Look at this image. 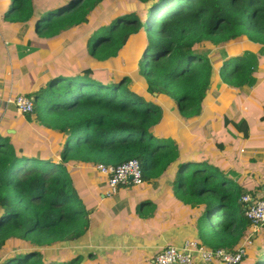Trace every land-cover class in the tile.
Returning a JSON list of instances; mask_svg holds the SVG:
<instances>
[{
  "label": "trees",
  "instance_id": "trees-1",
  "mask_svg": "<svg viewBox=\"0 0 264 264\" xmlns=\"http://www.w3.org/2000/svg\"><path fill=\"white\" fill-rule=\"evenodd\" d=\"M104 2L10 0L4 19L14 26L24 58L73 27L87 24L91 12ZM134 2L142 8L137 10ZM129 3L118 7L122 10L118 15L117 10L109 14L82 42L93 58L91 65L117 59L130 43L141 47L128 61L133 76L126 72L103 80L96 78L99 72L93 67L79 74L53 75L37 92L27 95L34 98L35 108L25 116L26 125L16 133L0 128V264L99 262L93 254L85 258L66 251L47 258L43 252L79 240L90 227L89 211L69 168L117 167L134 159L141 164L145 182L161 178L179 162L174 195L195 210L201 246L235 252L247 236L251 223L241 199L246 193L261 191L246 190L235 172L181 160L178 143L159 135L164 111L158 98L172 101L181 114L191 118L201 115L216 71L222 86L253 88L260 69L253 50L259 45L264 49V0ZM25 37L26 46L21 44ZM242 37L248 39L244 54L217 65L197 52L202 43L224 46L241 42ZM73 50L84 53L77 44ZM66 55L61 58L65 65ZM230 122L225 119V125ZM30 124L39 125L42 132ZM237 127L247 140L248 122L242 120ZM53 132L67 136L58 152L60 162L45 152L46 137ZM247 259V264H264V240L248 252Z\"/></svg>",
  "mask_w": 264,
  "mask_h": 264
},
{
  "label": "crops",
  "instance_id": "crops-1",
  "mask_svg": "<svg viewBox=\"0 0 264 264\" xmlns=\"http://www.w3.org/2000/svg\"><path fill=\"white\" fill-rule=\"evenodd\" d=\"M9 5L10 0H1L0 2V17L2 16L0 18V128L5 125L4 129H8L9 133L10 131L16 133V129L21 125H26L25 116H19L13 106L6 104V100L11 96L24 94L27 96L37 92L41 86L49 82L52 76L46 80V77L33 74L30 78V74L23 69L24 65L21 64L20 67L18 64L21 56L20 50L16 46L18 41L16 37L14 38V33L17 35V32L13 30L14 26L12 28V25L4 19V13L8 10ZM27 40L28 37H25L21 44L26 46ZM47 44L45 43L39 50L45 49ZM17 65H19L18 69H15ZM58 74L61 73L58 72ZM158 99L164 111L160 124L161 135L171 137L178 143L181 160L214 165L225 173L235 172L239 175L236 180L241 185H245L246 190L261 191L255 192L254 195L264 193V172L260 168L264 166V153L262 149H259L262 146L261 143L251 146V150L243 145L237 151L233 148V142L236 139L232 138L231 146L213 147L210 145V139L205 138L202 132L204 126L213 123L211 116L206 114L205 102L201 115L187 118L179 112L172 101ZM174 105L179 115L183 116L180 115L182 119H174L171 114L165 113L168 107ZM257 106V103L248 102L247 106H243L245 109L239 112L240 120L242 118L247 120L246 117H250L251 123L255 124L251 127L248 123L250 137L247 140L262 135L261 132L264 131L259 128V125L264 124V109L256 110ZM212 116L216 117V115ZM227 116L225 114L223 118L224 123ZM170 121L172 126L171 130H168L166 124ZM30 127L34 131L42 132L37 124H30ZM66 139L67 136L58 132H53L46 137L48 145L45 147V152L51 153V158L56 162L61 160L58 152L65 144ZM178 164L179 162L175 163L161 178L151 182L144 181L141 186H134L136 187L134 191L129 189L134 188L133 186L126 185L119 188L113 195L108 194L107 177L95 170L96 165L70 167L69 172L74 187L89 211L90 227L79 240L62 243H70L69 245L75 246L80 250L79 254L72 252L69 245L60 248L63 250L59 253L69 251L83 257L93 254V257H98L99 262L104 264H111L108 260L114 264H154L155 257L163 249L170 246L181 247L187 240L197 241L198 232L195 227L197 214L190 206L179 201L173 193ZM255 172H257L256 177L253 176ZM131 196H136L134 201L127 199ZM100 211H103V214H100ZM120 221L124 223L121 228L118 227ZM252 230L251 225L247 236L241 241L242 244L249 234L253 236L254 245L249 248L248 252L255 251L258 246L263 244L264 240V230L255 234ZM245 259L244 264H247L249 259L247 257ZM194 264H204V262L199 256H196Z\"/></svg>",
  "mask_w": 264,
  "mask_h": 264
},
{
  "label": "rangeland",
  "instance_id": "rangeland-1",
  "mask_svg": "<svg viewBox=\"0 0 264 264\" xmlns=\"http://www.w3.org/2000/svg\"><path fill=\"white\" fill-rule=\"evenodd\" d=\"M129 2L130 0H105L103 4H101L97 9L91 12L88 17L89 22L87 24L83 25L80 28H72L70 31L63 34L59 40L57 39L55 41L48 42L45 49H40L36 53H27L26 57H22L21 60H19L18 64L20 65V67L21 64H23L24 70H26L27 68L30 69V72L28 73L30 74V78H32L34 74V76L40 75L44 78L46 77V80L53 75H58V72L64 75L79 74L82 72V69L86 67H93L95 70L97 69L99 74H97V76L95 75L96 78L103 80H112L113 78H117L119 75H123L126 72L130 73L133 76V70L130 72L128 71V61L132 57V55H135L141 49V47L136 48L134 46V43H130L128 44L126 49L120 53V56L117 59L115 58L113 61L109 62L95 61V64L91 65L89 61L93 60V58L90 57L84 43L82 42L92 34V32L98 25L107 20V16L109 14H116L115 11L117 10L118 15L120 12H122V10H120L118 7H122V4L124 3H127L128 5L131 4ZM134 4L136 5L137 10H140V8H142V4L140 2H134ZM15 37L16 33H14V38ZM242 39L243 40L241 42H229L224 46H216L211 42H205L198 46L197 52L207 56L214 65H217L218 63L228 60L231 57L244 54V49L247 46V43L245 42H247L248 39L246 37H242ZM75 44L80 46V49L84 51V53H79L73 50V46ZM253 51L255 54H257V56H259L258 64L260 67L259 71L256 72L259 79L257 84L253 88L244 87L242 89L233 91L232 88L230 89L228 87L222 86L223 84L218 77V71H216L214 74V81L209 89V96L205 101L206 104L204 105V108H206V114L211 116V118L213 119V123H208L209 125L204 126V128L202 129L204 137L210 139V145H213V147L224 145L231 146V140L233 138L236 139L233 142V148L237 151H239L240 148L243 147V145H246L247 148L251 150V146H255L261 143L262 146H260L259 149H262L264 153L263 130L261 132L262 135L246 140L243 138V133H241L240 129L237 127L242 120H246L245 118H242L240 120L239 112L245 109L243 106H247L248 102L257 103L258 106L257 108L255 107L256 110H260L262 108L264 109V49H262V46L259 45ZM61 55H66V65L61 61ZM15 69H18V67L16 66ZM136 71L139 72V68L136 69ZM162 102L165 104L163 100ZM245 102L247 103L245 104ZM175 107V105L173 107H168V110L165 111V113L167 112L171 114L174 119H182V115H179V112L175 110ZM225 114L229 116H227V119L231 121L227 125H225L223 121ZM212 115H216V117H213ZM246 118V121L251 125V127L255 125L253 122L251 123L250 117ZM3 126V128H5V125ZM171 126V121L166 124L168 130H171ZM259 128L264 129V124L259 125ZM161 133L162 130L159 131V135H161ZM260 168L261 171L264 172V166H261ZM253 176L256 177L257 172H255ZM174 180H176L175 177ZM129 189L130 191H134L136 190V187ZM135 198L136 196H131L127 199H131L134 201ZM100 214H103V211H100ZM123 225L124 223H122V221L118 222L119 228H121ZM69 244L70 243L59 244L54 248L43 249V252L47 258L57 257L59 255V252L63 250L60 248H65ZM68 247L71 248V251L75 254L80 253V250L76 249L75 246L69 245ZM85 254L87 256V253ZM108 261L111 264H114L110 260ZM245 261L246 259L242 264H244ZM87 264L104 263L96 262Z\"/></svg>",
  "mask_w": 264,
  "mask_h": 264
},
{
  "label": "built area",
  "instance_id": "built-area-1",
  "mask_svg": "<svg viewBox=\"0 0 264 264\" xmlns=\"http://www.w3.org/2000/svg\"><path fill=\"white\" fill-rule=\"evenodd\" d=\"M6 104L13 106L19 116H26L34 112V98L26 95L11 96ZM95 170L104 177H107L109 187L108 194H115L122 186H141L144 184L141 164L138 160H130L120 166L97 164ZM242 204L245 206V216L252 225V232L255 234L264 230V193L242 196ZM254 245L253 236H249L242 242L240 247L232 252L227 249L210 250L201 246L196 240H187L183 246H170L163 249L155 257L157 264H194L196 256L204 264H242L248 255V250Z\"/></svg>",
  "mask_w": 264,
  "mask_h": 264
},
{
  "label": "water",
  "instance_id": "water-1",
  "mask_svg": "<svg viewBox=\"0 0 264 264\" xmlns=\"http://www.w3.org/2000/svg\"><path fill=\"white\" fill-rule=\"evenodd\" d=\"M11 132L13 133L14 131H10V133H11Z\"/></svg>",
  "mask_w": 264,
  "mask_h": 264
}]
</instances>
